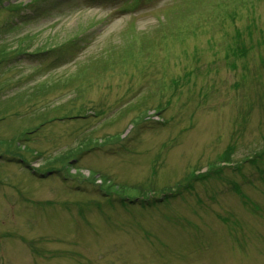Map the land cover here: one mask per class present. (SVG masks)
I'll return each mask as SVG.
<instances>
[{"label":"rangeland","instance_id":"374dc122","mask_svg":"<svg viewBox=\"0 0 264 264\" xmlns=\"http://www.w3.org/2000/svg\"><path fill=\"white\" fill-rule=\"evenodd\" d=\"M9 1L23 5L15 15L0 9V57L81 40L59 51L73 56L49 73L52 55L11 56L3 71L6 84L27 78L0 98V118L8 107L22 113L0 121L12 144L0 146V264H264V185L252 180L264 168V0H155L137 9L129 0H55L52 15L32 21L49 0ZM9 21L18 26L5 30ZM43 121L25 142L23 130ZM90 142L77 167L58 161ZM61 164L68 174L34 175ZM214 165L225 169L202 179L197 195L135 212L149 235L124 228L130 212L108 210L102 197L147 181L154 166L158 183L173 186ZM174 212L186 229L169 224ZM34 239L32 254L24 240Z\"/></svg>","mask_w":264,"mask_h":264},{"label":"trees","instance_id":"16d2710c","mask_svg":"<svg viewBox=\"0 0 264 264\" xmlns=\"http://www.w3.org/2000/svg\"><path fill=\"white\" fill-rule=\"evenodd\" d=\"M26 41H29V39H26ZM2 48V47H1ZM0 48V53L1 54H3L5 51H4V49H1ZM72 152H69V153H65V155L67 154L68 155V158H71L72 157V154H71Z\"/></svg>","mask_w":264,"mask_h":264}]
</instances>
